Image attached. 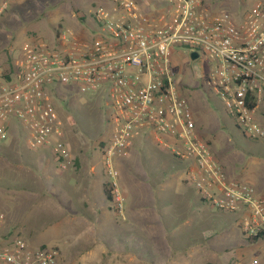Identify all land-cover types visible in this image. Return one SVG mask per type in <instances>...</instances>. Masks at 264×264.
Here are the masks:
<instances>
[{
	"label": "built area",
	"instance_id": "built-area-1",
	"mask_svg": "<svg viewBox=\"0 0 264 264\" xmlns=\"http://www.w3.org/2000/svg\"><path fill=\"white\" fill-rule=\"evenodd\" d=\"M209 2L108 0L93 10L88 30L63 28L53 45L23 46L17 69L0 81V139L16 121L29 133L28 147L49 149L64 169L72 154L53 102L62 97L57 86L82 93L105 89L113 136L101 153L118 214L125 208L118 166L137 136L150 130L159 148L188 165L185 180L201 200L239 214L247 240H264V196L228 176L174 77L176 53L189 59L196 53L204 82L225 112L245 135L264 138L257 120L264 105V0L239 15L214 13ZM59 254L51 247L34 249L19 236L0 239V264H63ZM249 264H264V254Z\"/></svg>",
	"mask_w": 264,
	"mask_h": 264
},
{
	"label": "rangeland",
	"instance_id": "rangeland-1",
	"mask_svg": "<svg viewBox=\"0 0 264 264\" xmlns=\"http://www.w3.org/2000/svg\"><path fill=\"white\" fill-rule=\"evenodd\" d=\"M103 1L0 0V81L10 77L11 71L17 69L15 63L20 59L23 46L37 42L53 45L56 43V32L63 28H71L80 33L88 30L92 24L93 10ZM255 1L210 0L209 4L214 13L239 15L245 14ZM4 5L6 8H3ZM188 57L186 52L176 53L174 77L189 100L201 136L209 141L216 159L229 177L253 185L264 195V138L252 139L243 133L235 118L225 112L221 99L205 84L201 58L191 60ZM57 87L62 97L53 96V102L61 115L65 141L71 144L72 151L73 144H76L77 151L89 154L93 160L100 162L103 160L101 148L113 136L108 92L99 89L82 93L73 85ZM257 120L264 127V105L259 107ZM28 139L27 129L16 121L12 122L8 133L0 139V185L3 184V188L7 184L17 185L27 192L31 190L30 193L38 188L40 191L53 189L62 200L65 197L61 173L58 171L61 169L59 162L49 149H30ZM136 139L133 157L129 158L132 165H138V171L134 173L133 169L123 163L119 164V169L123 170V180L138 175L143 176V180L149 179L147 182L153 191L162 196L160 207L169 214L166 218L168 230L163 239L166 247L175 250L176 255L166 264H199L196 254L192 255L193 250L203 245L209 237V254L218 252L216 259L214 256L216 263L235 258L232 254L236 255L244 248L258 245L264 247V240H259L256 245L246 241L237 225L239 214L214 215L208 203H197V195L191 186L184 188L183 193L179 192L177 182L184 178L186 165L160 149L154 143L150 130L141 133ZM36 157L40 160L38 166L30 167L29 164L34 163ZM162 161L169 168V173L161 171ZM7 165L12 166L11 169ZM65 191L67 195L71 192L70 188ZM23 218L25 214H22L20 220ZM35 223L36 227L40 226L39 236L35 239L13 232L8 233L4 239L8 241L19 236L35 245L30 244L34 249L39 248L36 245L41 242L48 247L57 245L56 249L60 253L62 236L51 230L47 222L41 220ZM107 225L109 227L111 224ZM105 227L104 235L114 238L113 227ZM242 240H245V245L239 243ZM223 249H230L231 252L223 253ZM60 261L64 264L61 256Z\"/></svg>",
	"mask_w": 264,
	"mask_h": 264
},
{
	"label": "crops",
	"instance_id": "crops-1",
	"mask_svg": "<svg viewBox=\"0 0 264 264\" xmlns=\"http://www.w3.org/2000/svg\"><path fill=\"white\" fill-rule=\"evenodd\" d=\"M106 4H108V0H104L100 5L105 6ZM73 145V151L70 148L72 160L68 162L66 168L60 167L61 169L58 170L61 173L62 191L65 197L62 200L53 189H41L40 191L38 188L30 193L31 190L27 192L26 189L17 185L7 184L4 188L3 184L0 185V216L3 217L0 219V238H5L8 233L13 232L17 235L23 234L29 239H35L40 233V226L36 227L35 222L42 220L51 226V230L57 231V234L62 236L60 256L64 264H166L169 259L175 257V250L166 247L163 239L168 230L166 218L169 214L161 209L162 196L153 191L147 182L149 179L143 180V176L138 175V177L129 176L123 180V170L119 169L120 186L126 201L123 215H120L105 195L109 180L105 174L102 153L101 159L103 160L96 162L89 154L77 151L76 144ZM133 151L132 148L129 156L123 159L120 164L123 163L126 167H130L135 173L139 167L137 164V167L132 165L130 160L133 157ZM163 151L169 154L166 150ZM34 161L29 164L30 167H34V165L36 167L40 161L39 157H36ZM163 162L160 164L161 171L169 173V168ZM183 163L186 165L185 175L177 182L180 193L184 192V188L191 186L185 180L188 165ZM7 166L9 169L12 167ZM69 188L72 193L69 191V195H67L65 190ZM193 190L197 195V203H207L201 200L199 193L194 188ZM256 192L258 191L256 190ZM260 195L264 196L262 193ZM209 206L214 215L226 213L216 210L210 204ZM22 214L23 216L25 214V218L20 220ZM107 224L111 225L108 227ZM104 226H107L105 227L107 229L113 227L114 238L104 235ZM207 240L205 243L202 241L204 244L193 250L192 255L196 254L199 264H249L254 259L261 262L264 254V247L260 248L258 245L248 249L244 248L236 255L233 253L235 258L216 263L218 252L209 254ZM246 241L249 242L247 238ZM257 242L259 240L253 244L256 245ZM239 243L246 244L245 240ZM152 244L155 246L151 247ZM31 245L35 247V245ZM36 246L48 247L44 242L38 243ZM51 248L58 247L55 245ZM228 252L231 250L223 249V253L228 254Z\"/></svg>",
	"mask_w": 264,
	"mask_h": 264
},
{
	"label": "trees",
	"instance_id": "trees-1",
	"mask_svg": "<svg viewBox=\"0 0 264 264\" xmlns=\"http://www.w3.org/2000/svg\"><path fill=\"white\" fill-rule=\"evenodd\" d=\"M68 120H69V122L72 121L70 118H69ZM71 123H72V122H71ZM207 142H208V144L210 145L209 141H207ZM105 195L107 196L108 201L111 202V200H112L111 191H110V189L107 188V187H106V189H105ZM257 240H258L257 238H254V239H248V241H249L250 243H253V242L257 241Z\"/></svg>",
	"mask_w": 264,
	"mask_h": 264
},
{
	"label": "water",
	"instance_id": "water-1",
	"mask_svg": "<svg viewBox=\"0 0 264 264\" xmlns=\"http://www.w3.org/2000/svg\"><path fill=\"white\" fill-rule=\"evenodd\" d=\"M197 57H198V55H197L196 53H192V54H191V59H192V60L197 59Z\"/></svg>",
	"mask_w": 264,
	"mask_h": 264
}]
</instances>
